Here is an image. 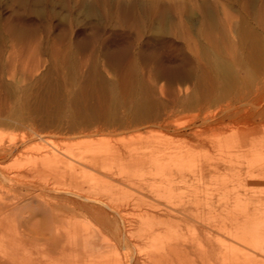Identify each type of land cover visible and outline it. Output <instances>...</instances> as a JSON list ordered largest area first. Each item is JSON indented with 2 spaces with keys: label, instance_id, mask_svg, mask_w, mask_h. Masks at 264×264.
<instances>
[{
  "label": "rangeland",
  "instance_id": "374dc122",
  "mask_svg": "<svg viewBox=\"0 0 264 264\" xmlns=\"http://www.w3.org/2000/svg\"><path fill=\"white\" fill-rule=\"evenodd\" d=\"M109 1L0 0V254L264 264V0Z\"/></svg>",
  "mask_w": 264,
  "mask_h": 264
},
{
  "label": "bare ground",
  "instance_id": "6f19581e",
  "mask_svg": "<svg viewBox=\"0 0 264 264\" xmlns=\"http://www.w3.org/2000/svg\"><path fill=\"white\" fill-rule=\"evenodd\" d=\"M107 1H109V0H107ZM93 2V1H92ZM95 2V1H94ZM110 2V1H109ZM159 2V1H158ZM157 2V3H158ZM213 2V3H212ZM211 3V5H213L214 7H212V8H214V10L211 8V10H210V12H209V10H208V14H206V16H208V17H210V23H209V26H210V24H211V26H216V24L218 23V17H217V15L216 14H218V12H216L217 10H218V7H216L217 6V1L216 0H213ZM162 3V2H161ZM178 3V2H177ZM105 4V3H104ZM107 4V3H106ZM115 6H113V7H116V8H123L124 6H125V3H124V1H122V0H115V2L113 3ZM159 4V3H158ZM191 4V3H190ZM190 4H188V5H190ZM129 5V4H128ZM161 5V4H160ZM172 5V4H171ZM178 5H180V4H178ZM207 5L209 6V4L207 3ZM219 5V4H218ZM185 6V5H184ZM222 6V5H221ZM180 7V6H179ZM172 8V7H171ZM217 8V9H216ZM223 8V7H222ZM202 9V8H201ZM113 10V9H112ZM118 10V9H117ZM175 10V9H174ZM177 10V9H176ZM185 10V9H184ZM216 10V11H215ZM224 11V10H223ZM222 11V12H223ZM173 12V11H172ZM223 13H225V12H223ZM227 13V12H226ZM225 13V14H226ZM176 14V13H175ZM224 14V15H225ZM228 14V13H227ZM163 15V14H162ZM224 18H226L225 16H224ZM219 19H221V18H219ZM204 20V19H203ZM229 21V20H228ZM220 24V23H219ZM180 25V24H179ZM226 26V25H225ZM210 28V27H209ZM205 29V28H204ZM207 29V28H206ZM205 29V30H206ZM203 30V29H202ZM204 30V31H205ZM203 31V32H204ZM207 31V30H206ZM208 31H211V30H208ZM214 31V30H213ZM212 31V32H213ZM227 31V30H226ZM221 32V31H220ZM205 33V32H204ZM206 34H207V32H206ZM205 34V38H207V36L208 35H206ZM211 34V33H210ZM209 34V35H210ZM213 35V34H212ZM242 35V34H241ZM216 36V35H215ZM213 37V36H212ZM215 38V37H214ZM211 41V40H210ZM252 41V40H251ZM212 45V44H211ZM214 45V44H213ZM260 46V45H259ZM230 47V46H229ZM258 47V46H257ZM217 50V49H216ZM262 51V50H261ZM212 54H213V52H212ZM216 54V53H215ZM216 60V59H215ZM216 62V61H215ZM218 63H219V61H217ZM218 63H216V65L218 64ZM212 64H215V63H212ZM218 65H220V64H218ZM217 65V66H218ZM223 66V65H222ZM221 66V67H222ZM228 67H229V65H228ZM220 68V67H219ZM225 71V70H224ZM250 71V70H249ZM231 72V71H230ZM222 73V72H221ZM225 73V72H224ZM252 73V72H251ZM226 74V73H225ZM223 75V74H222ZM224 76V75H223ZM222 76V77H223ZM228 77V76H227ZM230 78V77H229ZM226 82V81H225ZM13 151V150H12ZM0 152L1 153H9L10 154V152H11V148H5V147H2V148H0ZM55 154V153H54ZM1 156V155H0ZM55 188V187H54ZM15 192V191H14ZM40 193H41V191H40ZM43 194H44V192H42ZM42 193L41 194H38V195H40V196H42ZM46 194V193H45ZM64 195V194H63ZM80 195V194H79ZM43 197V196H42ZM62 197V196H61ZM264 197V196H263ZM62 199H63V197H62ZM36 200H37V198H36ZM52 200V199H51ZM48 202V201H47ZM49 203V202H48ZM55 203V202H54ZM58 204V203H57ZM45 205V204H44ZM49 205V204H48ZM52 205H53V203H52ZM55 205H56V203H55ZM55 205H53V208L55 207ZM50 208H52V206L50 205L49 206ZM80 207L83 209V212L84 211H86L87 212V210H86V207L85 206H83L82 204H80ZM57 208V207H56ZM55 209V208H54ZM53 209V210H54ZM73 209H75L74 207H73ZM52 209H51V211H46V212H51V214H52V211H53ZM72 210V209H71ZM44 212H45V210H44ZM46 212H45V216H47L46 215ZM85 212V213H86ZM42 213V212H41ZM51 214L49 215V218L47 219V220H49L52 216H51ZM0 215H2V214H0ZM56 215H58V214H56ZM91 215H92V217L93 218H95V220L97 221V222H99L100 224H102V225H104V226H106V227H108L109 225L111 226V224H113L114 223V221H109V220H107L108 218L105 216H103V213H102V215H101V213H99V212H97V213H94V212H92L91 213ZM42 216V215H41ZM51 216V217H50ZM60 217V216H59ZM58 217V218H59ZM120 217V216H119ZM28 218V217H27ZM53 218V217H52ZM52 218H51V220H52ZM121 219V218H120ZM46 220V219H45ZM46 220V221H47ZM114 220V219H113ZM117 220V219H116ZM125 220V219H124ZM54 221H57V220H54ZM43 222V221H42ZM111 222V223H110ZM51 223H52V221H51ZM116 223V222H115ZM123 223H124V221H123ZM264 223V222H263ZM39 224V222L37 223V225ZM42 224L40 223L39 224V226H40V228L43 226H41ZM45 225V224H44ZM57 225V224H56ZM46 226V225H45ZM53 226V225H52ZM33 227H37V226H33ZM49 227V226H48ZM54 227V226H53ZM49 228V230L50 229H55V227L54 228ZM262 227V226H261ZM39 228V227H38ZM110 228H112V227H110ZM115 228H117V227H115ZM43 230H44V228H42ZM119 230V229H118ZM125 230V229H124ZM246 230L247 231H249V232H253V231H255L256 229H255V224H253V222L251 223L250 222V224H247V226H246ZM35 231H36V229H35ZM47 230L45 229V232H46ZM53 230H51V232H52ZM261 231H263V230H261ZM39 232H41L40 230H39ZM42 232H44V231H42ZM114 233V235L116 234V232H113ZM40 234H42V233H40ZM52 234H53V232H52ZM257 234H259V233H257ZM118 235H120L119 234V231H118ZM247 235H249L248 233H247ZM21 237H22V235H20ZM44 236V235H43ZM46 237H44L45 239L47 238V236H49L48 234H46L45 235ZM122 236H124V235H122ZM122 236H121V238H122ZM263 236V235H262ZM262 236H253V234H250V238H249V236L247 237L248 239H247V242H252V241H254L257 237L258 238H264V237H262ZM27 237V236H26ZM118 237V236H117ZM120 237V236H119ZM132 237V236H131ZM53 238V237H52ZM125 237H123L122 239H124ZM42 239V238H41ZM40 239V240H41ZM126 239V238H125ZM49 240V239H48ZM243 240V239H242ZM42 241H45V240H42ZM117 241V240H116ZM119 241H120V238H119ZM125 240H122V242H124ZM126 241H127V239H126ZM126 241L124 242V243H126ZM243 241H245V240H243ZM263 241H264V239H263ZM49 242L50 241H48V244H49ZM128 242V241H127ZM246 242V241H245ZM45 243H47V242H45ZM51 243V242H50ZM52 244H53V242H52ZM127 245V244H126ZM177 245V244H176ZM55 246H56V244H55ZM169 247V246H168ZM51 248V247H50ZM1 249V248H0ZM46 249H48L47 247H46ZM52 250H53V248H52ZM170 250H171V248H170ZM48 251V250H47ZM48 253H49V251H48ZM57 255H59V254H57ZM56 255V256H57ZM45 262V261H44ZM43 262V263H44ZM0 263H9V264H19L20 263V259L19 258H16L15 256L14 257H11V256H9V253L8 252H6V251H3L1 254H0ZM39 264H40V262H38ZM33 264V263H32Z\"/></svg>",
  "mask_w": 264,
  "mask_h": 264
}]
</instances>
